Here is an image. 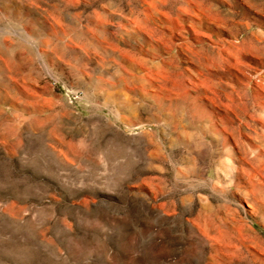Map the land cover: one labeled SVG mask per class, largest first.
I'll use <instances>...</instances> for the list:
<instances>
[{"label": "rangeland", "instance_id": "1", "mask_svg": "<svg viewBox=\"0 0 264 264\" xmlns=\"http://www.w3.org/2000/svg\"><path fill=\"white\" fill-rule=\"evenodd\" d=\"M0 264H264V0H0Z\"/></svg>", "mask_w": 264, "mask_h": 264}]
</instances>
